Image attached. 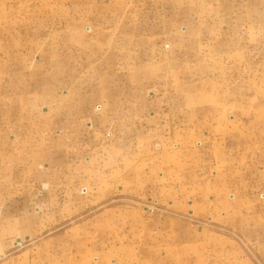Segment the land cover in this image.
<instances>
[{"label":"crops","instance_id":"obj_1","mask_svg":"<svg viewBox=\"0 0 264 264\" xmlns=\"http://www.w3.org/2000/svg\"><path fill=\"white\" fill-rule=\"evenodd\" d=\"M142 3L0 0V264H84L85 240L112 241L121 216L156 241L160 264H264V161L244 158L246 133L229 140L215 109L186 108L196 98L166 82L81 80L66 23L56 43L32 29L34 10L45 5L59 21L93 9L97 25L119 11L129 18V6ZM82 47L75 50L87 58ZM40 185L47 190L38 197ZM151 199L159 211L146 216L118 204ZM27 240L31 248L15 249Z\"/></svg>","mask_w":264,"mask_h":264},{"label":"rangeland","instance_id":"obj_2","mask_svg":"<svg viewBox=\"0 0 264 264\" xmlns=\"http://www.w3.org/2000/svg\"><path fill=\"white\" fill-rule=\"evenodd\" d=\"M143 1L146 3L129 6L131 17L125 14L121 18L119 11L109 15L108 20L97 21V25L89 19L93 9L73 10L69 20L59 21L56 16H46L57 11L54 6L37 7L32 29L51 35L48 43H56L55 30L66 23L71 62L84 63L81 80L166 82L175 95L196 98L183 103L186 108L193 103L195 108L215 109L216 121L230 128L226 133L229 140L236 143L239 134L243 139L245 132L244 158L261 156L264 161V0H216L210 7L205 6V0ZM80 16H86V20L79 23ZM24 23L29 27V21L22 27ZM79 44L87 58L75 50ZM97 45L101 53H91ZM102 89L94 86L91 91L105 97L107 91ZM239 118H246L243 129H239ZM235 152L230 150L229 154L237 155ZM45 190L47 185H40L38 197ZM118 204H128L132 215L146 216L144 209L149 206L154 207L153 212L159 211L155 199L140 205L125 201ZM129 218H119L118 229L112 230V241L104 237L103 244H98L97 239L85 240L81 247H88L84 264L97 261V257L108 264H160L153 260L158 255L156 241L135 226L124 225ZM65 225L51 229L44 238L61 234ZM33 244L27 240L15 249L31 248ZM58 245L68 247L62 243L55 247ZM161 264L185 263L168 259Z\"/></svg>","mask_w":264,"mask_h":264},{"label":"built area","instance_id":"obj_3","mask_svg":"<svg viewBox=\"0 0 264 264\" xmlns=\"http://www.w3.org/2000/svg\"><path fill=\"white\" fill-rule=\"evenodd\" d=\"M146 210L149 212H153L155 209L152 206L146 207Z\"/></svg>","mask_w":264,"mask_h":264}]
</instances>
